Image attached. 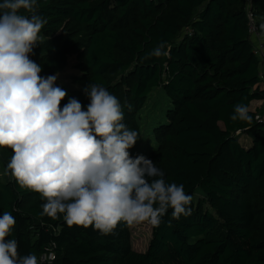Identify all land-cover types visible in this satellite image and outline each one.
Returning a JSON list of instances; mask_svg holds the SVG:
<instances>
[{
	"label": "trees",
	"instance_id": "trees-1",
	"mask_svg": "<svg viewBox=\"0 0 264 264\" xmlns=\"http://www.w3.org/2000/svg\"><path fill=\"white\" fill-rule=\"evenodd\" d=\"M252 12L264 34V0H253ZM35 13L47 21L30 54L40 75L61 72L70 57L80 71L71 76L78 88L55 85L67 92L61 108L76 98L86 111L85 89L100 85L119 100L122 122L140 138L137 114L148 94L163 88L172 106L145 157L166 183L184 186L192 214L175 220L169 209L141 252L131 245L135 222L107 235L69 227L63 214L42 215L39 193L0 178V216L7 211L16 219L6 240L40 264H264V122L255 119L262 109L251 107L264 99V87L244 1L36 0ZM162 42L167 56L144 59ZM236 104L248 107L251 122L230 118ZM244 134L251 137L245 144ZM12 155L0 148L1 170ZM48 252L51 263L40 261Z\"/></svg>",
	"mask_w": 264,
	"mask_h": 264
},
{
	"label": "clouds",
	"instance_id": "clouds-1",
	"mask_svg": "<svg viewBox=\"0 0 264 264\" xmlns=\"http://www.w3.org/2000/svg\"><path fill=\"white\" fill-rule=\"evenodd\" d=\"M35 5L0 3V148L13 151L7 171L21 188L40 194L42 215L63 214L69 227L91 226L107 235L121 222L159 227L169 209L172 219L190 216L192 196L184 186L166 183L144 155H130L139 134L122 122L120 102L106 88L85 89L86 111L76 98L61 108L67 92L55 86L58 74L42 77L41 66L30 59L47 23ZM162 55H168L163 42L144 59ZM230 118L252 119L243 104L234 106ZM15 225L10 212L0 216V264H40L34 253L21 256L15 239L6 240Z\"/></svg>",
	"mask_w": 264,
	"mask_h": 264
},
{
	"label": "rangeland",
	"instance_id": "rangeland-1",
	"mask_svg": "<svg viewBox=\"0 0 264 264\" xmlns=\"http://www.w3.org/2000/svg\"><path fill=\"white\" fill-rule=\"evenodd\" d=\"M74 57L68 59L67 66L61 72L57 74V80L55 85H65L70 88H78V85L71 82V76L80 75V71L74 68ZM171 102L166 96L162 87L154 88L149 94L143 105L137 114V122L140 127L141 135L140 138L132 150L134 156L146 155L150 150L156 147V141L154 138L153 130L156 126L166 123V111L171 108ZM264 108L263 104H259L256 107ZM255 107V108H256ZM240 141L246 143L251 141L250 135H241ZM0 178L8 179L12 178L10 172L3 171L0 169ZM201 190L198 188L195 191L194 197L197 199ZM210 209V208H209ZM211 210V209H210ZM152 225L147 222L135 223L131 227V245L136 251H145L147 249L149 240L151 238Z\"/></svg>",
	"mask_w": 264,
	"mask_h": 264
},
{
	"label": "built area",
	"instance_id": "built-area-1",
	"mask_svg": "<svg viewBox=\"0 0 264 264\" xmlns=\"http://www.w3.org/2000/svg\"><path fill=\"white\" fill-rule=\"evenodd\" d=\"M244 8L248 18V31L250 33V39L254 43V53H256L260 58V72H259V84L264 87V44L263 38L264 34L260 33L255 25L253 12H252V3L253 0H243ZM255 119L261 122H264V108L262 112L257 111L255 114ZM53 254L48 252V254H43L40 257V261L51 263Z\"/></svg>",
	"mask_w": 264,
	"mask_h": 264
},
{
	"label": "crops",
	"instance_id": "crops-1",
	"mask_svg": "<svg viewBox=\"0 0 264 264\" xmlns=\"http://www.w3.org/2000/svg\"><path fill=\"white\" fill-rule=\"evenodd\" d=\"M263 44H264V38H263ZM263 102H264V99L263 100H254L253 102H252V104H251V107H252V109H254L256 106H259V104H263ZM260 108L262 109V107L260 106Z\"/></svg>",
	"mask_w": 264,
	"mask_h": 264
}]
</instances>
